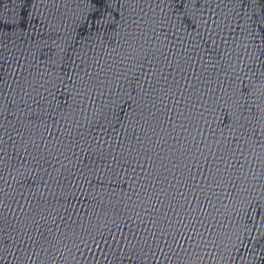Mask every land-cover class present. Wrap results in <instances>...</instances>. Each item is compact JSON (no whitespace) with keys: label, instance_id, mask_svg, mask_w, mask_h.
Returning <instances> with one entry per match:
<instances>
[{"label":"water","instance_id":"1","mask_svg":"<svg viewBox=\"0 0 264 264\" xmlns=\"http://www.w3.org/2000/svg\"><path fill=\"white\" fill-rule=\"evenodd\" d=\"M0 264H264V0H0Z\"/></svg>","mask_w":264,"mask_h":264}]
</instances>
